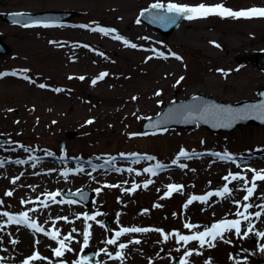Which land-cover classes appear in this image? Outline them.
<instances>
[{"label": "rangeland", "instance_id": "rangeland-1", "mask_svg": "<svg viewBox=\"0 0 264 264\" xmlns=\"http://www.w3.org/2000/svg\"><path fill=\"white\" fill-rule=\"evenodd\" d=\"M154 3L223 5L233 11L264 6V0H0L1 12L71 9L81 13L71 18L77 21V29L39 26L20 30L0 22L1 37L11 47L8 54L0 56V136L8 139L6 145H0V153L29 163L20 166L14 164L19 160H12L1 168L0 213L18 218L22 208L30 206L29 218H35L45 231L58 232V239L71 234L72 240L65 243L73 249L56 257V241L44 236L42 240L41 233L0 215V264H24L34 254L41 258L30 264H72L88 248L112 251L113 255L123 252V261L112 262L100 254V264H171L180 255L187 264H255L259 258L264 259V252L259 250L264 239L254 233L241 239L234 231L225 232L224 240L214 241L215 247L204 248H199L195 240L177 243L176 235H194L210 228L211 223L237 219L234 201L245 203L246 192L240 190L244 181L229 177V183L223 178L232 173L251 181L253 172L248 169L264 170V127L241 126L213 133L197 125L185 130L168 128L156 136L140 133L143 119L157 114L171 99H184L197 92L224 102L253 98L255 89L264 85V73L252 64L237 63L242 55L264 50V18L208 15L184 19L165 39L137 23L139 12ZM99 28L115 31L105 35L92 30ZM118 34L137 47L123 46L114 39ZM157 55L163 58L155 59ZM177 56L181 59L173 58ZM102 73H108L104 85L98 84ZM95 75L94 85L90 77ZM41 84L45 87H39ZM89 120L93 123L88 124ZM69 131L73 136H67ZM60 140H65L64 149ZM181 150L191 158L179 157ZM210 150L230 158L214 161ZM234 156L239 157L235 164L227 161ZM111 159L115 160L112 166L116 173L114 169L102 171L101 161ZM76 164L81 166L73 169ZM157 164L164 167L157 169ZM62 168L73 172L63 175ZM144 169H152L155 174ZM10 175L16 183L8 181ZM170 185L183 187L168 194ZM225 185L233 190L231 196L213 195L207 203L195 200L185 207L192 196L222 191ZM257 185L249 203H264V182L257 181ZM63 188L90 189L91 204L82 207L75 201H58L46 209L53 201L52 194ZM25 197L27 204L22 207ZM55 200L60 199L57 196ZM89 213L95 215V223L81 218ZM105 216L110 217L113 230L160 229L168 239L164 241L160 231H149L121 235L113 238L117 240L115 245H108L105 241L112 238L100 225ZM185 224L197 227L189 229ZM252 224L255 230L264 231V215L260 220L252 219ZM246 227L247 222H243L241 234ZM86 230L90 239L88 247L83 248ZM133 240L140 243H131ZM120 243L128 247L120 250ZM189 250L193 255L185 256Z\"/></svg>", "mask_w": 264, "mask_h": 264}, {"label": "snow or ice", "instance_id": "snow-or-ice-1", "mask_svg": "<svg viewBox=\"0 0 264 264\" xmlns=\"http://www.w3.org/2000/svg\"><path fill=\"white\" fill-rule=\"evenodd\" d=\"M151 7L153 9H162L166 13L174 14V15H170V16L158 17V19L167 21L168 23H174L175 20L179 17H183V18L188 19V20H193V19L206 18L208 15H219L222 17H231L234 19L264 18V8H251V9H247V10L233 11L231 9L225 8L223 5H216V6L208 7V6H205L204 4H200L199 6H196V7H188V6L177 5L174 3H169V4H167L166 7L163 4L154 3L151 5ZM20 15L22 16V14H20ZM141 15H143V13H141ZM137 23H139V21H137ZM25 26H28V25L26 24ZM92 30L93 31L98 30V31L104 33L105 35H107L109 32L115 31L114 29H104V28L92 29ZM114 39L122 40L123 38L119 35H116V36H114ZM123 42L125 43V45H127L129 47H132V48L137 47L136 44H129V42L127 40H124ZM215 46L217 48L220 47V45H218V44H216ZM176 59L179 60L181 58L179 56H177ZM14 74L15 73H13V75ZM107 75H108V73H102L100 75V79H103ZM80 79H83V77H81ZM180 79L182 80L183 77H181ZM95 83H96V81L93 80V84H95ZM178 83H179V81H178ZM39 87L44 88L45 85L41 84V85H39ZM56 91H61V89H56ZM156 95L159 96V95H161V93L157 92ZM133 99H136V98L133 97ZM193 100L197 101V100H199V97H193ZM251 107L254 109L264 110V103H261L259 105H252ZM262 115H264V113H262ZM240 118H243V117H240ZM87 123L91 124V123H93V121L89 120V121H87ZM25 151H29V149H25ZM215 155L220 157L219 153H217ZM179 157L191 158L188 156V153H186L184 150H181V152L179 153ZM179 157H177V159H179ZM220 158L221 159H227L230 157H228L227 154H225V156L220 157ZM147 159L151 160L154 158L148 157ZM4 163H5L4 161H0V168L4 167ZM16 163L23 164V163H25V161H23V160L16 161ZM32 166L35 167V164H33ZM163 167L164 166L160 165V164L156 165L157 169H162ZM180 167H185V165L181 164ZM129 171H131V169H129ZM144 171L145 172L151 171V172H153V174H155V171L152 169H144ZM248 171L253 172V176H252L251 181H249L244 176H239L238 174H232V173H229V176H225L223 178L225 181H229V183L231 182V180H237V179L244 181V186L240 190H243L246 192V195H244V197H243V201L245 203L241 204L239 201H234L235 206L237 208V212L235 213L237 219L221 221L220 223L213 224L211 228L205 227L204 231L198 232L194 235H181L179 233H176V235L178 237L177 243L182 241L185 244H187L188 242L195 240L198 242L199 248H204L206 245L208 247H215L214 241H216L217 239L224 240V233L225 232H231V231H234L235 235L240 237L241 239L246 238L249 235V233H254V235L256 237L264 239V231L255 230V227L252 224L253 218L256 220H260L261 216L264 215V203H260V204L249 203V201L256 194V189L258 187L257 181L264 182V170L256 171L254 169H248ZM229 177H231V180L229 179ZM12 183H16V180L14 179L12 181ZM147 183H152V181H148ZM249 183L251 184L250 187L248 186ZM110 187H116V185H111ZM145 187H147V184H145ZM182 187L183 186L170 185L168 194H171V192L173 190L181 191ZM134 189H135V185L133 186V190ZM232 191L233 190L229 189V187L227 185H225L223 187L222 191H218L215 193L210 192L206 196H201V197L192 196L187 201V204H185V207H187V205L191 204L195 200H199L202 203H207L208 197H211L213 195L218 196V197H222V198H227L228 196L232 195ZM5 195L11 196L12 192H6ZM60 195H61L60 192L57 191L56 193L52 194L51 199L55 202V198L57 196H60ZM2 203L3 202L0 201V204H2ZM22 203H24V201H22ZM70 203H71V201H70ZM156 207H160V205H156ZM254 207L260 209V211H256L254 213L250 212L249 209H252ZM97 214H99V213H97ZM0 215L8 216L9 214L7 212H4V213H0ZM63 219L67 220V217H63ZM86 219L95 220V216H86ZM15 222L17 224L28 227L35 232H42L45 235H49V238L56 241L59 245L57 248L54 249V255L56 257H62L65 252H72L73 251V249L71 247H68L65 243V241H71L72 240L71 234L64 236L63 239H58V236H59L58 232H52V233L45 232V230L42 227L38 226L34 221L29 222L28 214L26 212L21 213L20 217L18 219H16ZM243 222H247V227H246L245 231L243 232V234H241V224ZM184 226L186 228H189V229L197 227L196 225H193V224H185ZM90 227H91V225H88V228H90ZM72 231L76 232V229L73 228ZM149 231H160L162 236H163L164 241H167V239H168V235L163 234V230L140 228V227L122 228L115 235H116V237H120L121 235H123L125 233H146ZM89 239H90V232L86 230L83 234V245H82L83 248L88 247ZM12 242L16 243V241H12ZM105 242L108 245H115L117 243V240L116 239H108ZM225 242L228 243L230 241L225 240ZM37 243H39V241H37ZM131 243L139 244L140 241L139 240H133V241H131ZM118 247L120 250H123V249H126L128 247V244L120 243L118 245ZM259 250L261 252H264V245L260 246ZM104 252L110 258L118 259L121 261H123V259H124L123 255H122V251H117L115 253V256H113L111 253H108L107 250H104ZM196 254L200 255L201 253H199L197 251ZM192 255H193V250H189L185 253V256H192ZM40 258L41 257H39L38 254H34L32 257L29 258V260H26L24 262V264H30L31 260L40 259ZM0 259H2V258H0ZM87 259L88 258L85 257L81 260L73 261L72 264H87ZM180 264H187V260L182 258L180 260ZM206 264H211V261H207ZM236 264H241V262L236 261Z\"/></svg>", "mask_w": 264, "mask_h": 264}, {"label": "water", "instance_id": "water-1", "mask_svg": "<svg viewBox=\"0 0 264 264\" xmlns=\"http://www.w3.org/2000/svg\"><path fill=\"white\" fill-rule=\"evenodd\" d=\"M71 15L72 13L69 11H59V12L48 11L44 13H35V14L28 13V14H22V16L20 14H11L8 15L11 18L8 19V21L19 22L25 25L38 21L65 20ZM170 15H174V14L166 13L162 9H153L151 7L146 11H144L143 15L139 16V19L147 23L149 26L160 31L162 35L167 36L183 19V17H179L175 20L174 23H168L167 21L158 19V17L160 16H170ZM0 45L3 47L4 51L8 50L6 45L3 44V42L0 41ZM0 50H1L0 52H4L2 49ZM193 97H199V100L197 101L201 105L205 103L207 106V108L201 112V116H194L193 122L190 121L189 124H180V123L175 124V122L162 123L165 116L175 117V118L184 117V114L182 115L168 114L170 111H174V109L176 108L175 102H171L165 105L166 110L161 112L160 115L147 119L144 125L142 126V129H146L148 123H150V125L151 124L153 125L152 128H157V127L163 128L167 126L190 127L198 121L212 131H219V130H231L239 125L262 123V121H257V119L258 117L263 116L262 113H264V110L252 108L251 106L253 104L251 102L240 101L234 104H225L219 100H216L211 96H206L201 94L192 95L188 101H190ZM197 101H194V103H197ZM62 194L65 197L74 198L80 202L88 198L86 192L80 190L74 192H67L65 190L62 192Z\"/></svg>", "mask_w": 264, "mask_h": 264}, {"label": "bare ground", "instance_id": "bare-ground-1", "mask_svg": "<svg viewBox=\"0 0 264 264\" xmlns=\"http://www.w3.org/2000/svg\"><path fill=\"white\" fill-rule=\"evenodd\" d=\"M9 46V45H8ZM214 81V80H213ZM193 114H195V113H192V115ZM42 236H44V238H47V239H49V235H41V234H39V237L40 238H42V240H45ZM50 240V239H49ZM33 262H31V264H32Z\"/></svg>", "mask_w": 264, "mask_h": 264}]
</instances>
